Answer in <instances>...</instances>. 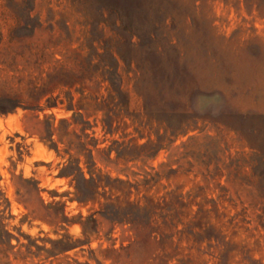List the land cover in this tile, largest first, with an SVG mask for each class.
<instances>
[{"label": "rangeland", "instance_id": "obj_1", "mask_svg": "<svg viewBox=\"0 0 264 264\" xmlns=\"http://www.w3.org/2000/svg\"><path fill=\"white\" fill-rule=\"evenodd\" d=\"M21 1L0 0V264H264V0ZM89 154L115 187L82 204L61 171Z\"/></svg>", "mask_w": 264, "mask_h": 264}, {"label": "trees", "instance_id": "obj_2", "mask_svg": "<svg viewBox=\"0 0 264 264\" xmlns=\"http://www.w3.org/2000/svg\"><path fill=\"white\" fill-rule=\"evenodd\" d=\"M224 1L229 2L230 0ZM26 2L28 1L22 0L21 3H18L19 8L25 9ZM163 2L164 0H162L161 3ZM105 4H107V6L111 9L114 18H167L166 15H168L165 12V8H163V6H156L154 0H106ZM27 8V13L23 14V18H31V11L33 7L29 6ZM21 21L18 20V25ZM91 72L92 71H90V73ZM101 75L109 82L112 91L116 92L118 96H122L123 90L120 83V76L116 67L102 70ZM70 99L72 100V97ZM53 105H56V102L49 106ZM14 106L15 105H0V113L8 112ZM68 107L73 108L72 102H69ZM74 121L75 123H77L79 120L75 118ZM62 122H66V120L63 119ZM80 162L81 160L79 158H69L61 171V175L63 177L71 178V183L73 184L75 189V199L79 203L87 204L90 201H94L98 196L105 195L106 187H108L109 189L115 187L114 180H111L109 176H103L100 173H95V163L91 154L86 156L85 161L88 168V177L86 176L83 167L80 165ZM100 188L104 191L100 192ZM106 198L108 199L109 197ZM142 212H146L145 207H138L137 205H126L125 207H121L120 205H116L114 203H106L104 204L103 214L120 221H135V216H138ZM92 215L93 214H91L90 217ZM68 239L69 238L67 237V241H62L63 250L74 247L72 243L68 242Z\"/></svg>", "mask_w": 264, "mask_h": 264}]
</instances>
